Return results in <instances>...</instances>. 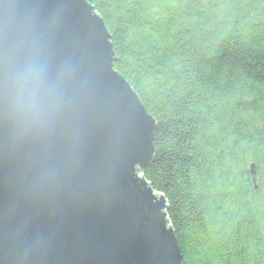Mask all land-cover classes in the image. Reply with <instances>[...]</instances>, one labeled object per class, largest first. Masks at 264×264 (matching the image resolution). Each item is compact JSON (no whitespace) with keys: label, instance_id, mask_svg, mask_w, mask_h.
<instances>
[{"label":"trees","instance_id":"1","mask_svg":"<svg viewBox=\"0 0 264 264\" xmlns=\"http://www.w3.org/2000/svg\"><path fill=\"white\" fill-rule=\"evenodd\" d=\"M157 121L144 176L182 264H264V0H90Z\"/></svg>","mask_w":264,"mask_h":264},{"label":"water","instance_id":"2","mask_svg":"<svg viewBox=\"0 0 264 264\" xmlns=\"http://www.w3.org/2000/svg\"><path fill=\"white\" fill-rule=\"evenodd\" d=\"M3 4L70 75L43 141L16 139L0 102V264H182L168 200L144 176L157 121L114 68L104 19L90 0ZM46 166L50 178L38 179Z\"/></svg>","mask_w":264,"mask_h":264},{"label":"clouds","instance_id":"3","mask_svg":"<svg viewBox=\"0 0 264 264\" xmlns=\"http://www.w3.org/2000/svg\"><path fill=\"white\" fill-rule=\"evenodd\" d=\"M0 102L14 137L45 140L55 129L67 101L70 70L56 67L36 26L14 6L0 0ZM50 166L38 179L50 178Z\"/></svg>","mask_w":264,"mask_h":264}]
</instances>
